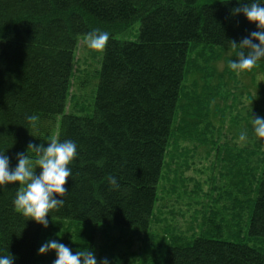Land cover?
Returning <instances> with one entry per match:
<instances>
[{
  "label": "trees",
  "instance_id": "1",
  "mask_svg": "<svg viewBox=\"0 0 264 264\" xmlns=\"http://www.w3.org/2000/svg\"><path fill=\"white\" fill-rule=\"evenodd\" d=\"M237 6V0H0V152L15 167L16 154L52 131L59 116L57 139L77 145L64 204L48 220L148 232L193 50L232 48L229 41L257 30L242 13L233 14ZM136 22V41L115 38ZM93 29L110 34L93 110L66 114L78 40ZM197 97L180 117L182 137L204 133L195 121L204 115L195 107L202 111L205 100ZM32 114L39 117L34 125L26 119ZM246 147L226 158L236 198L222 210L240 216L251 210L249 235L263 238L264 151L262 142ZM109 175L119 187L108 183ZM18 184L0 185V255L35 264L44 227L14 209ZM222 230L213 224L207 235L174 240L163 264H264V250L216 238Z\"/></svg>",
  "mask_w": 264,
  "mask_h": 264
},
{
  "label": "rangeland",
  "instance_id": "2",
  "mask_svg": "<svg viewBox=\"0 0 264 264\" xmlns=\"http://www.w3.org/2000/svg\"><path fill=\"white\" fill-rule=\"evenodd\" d=\"M140 26L136 22L127 33L115 38L136 41ZM193 51L148 232L55 219L44 227L40 246L48 239H56L73 253L87 247L95 253L98 262L108 258L110 264H163L162 253L174 240L186 242L207 235L213 224H218L223 230L216 238L264 250V237L249 235L251 210L241 216L222 210L224 206L232 207L236 198L235 186L228 185L235 182L234 170L226 160L228 154L233 155L237 146L257 149L261 142L264 151V140L252 133L251 125L252 117H264V62H258L250 70L234 72L228 67L230 59H237L233 48L198 46ZM103 52L104 49H89L85 36L79 38L66 114H89L93 110ZM196 96L205 100L202 111L195 107L198 114L204 115L202 121H195L202 124L198 130L205 134H201L203 138L182 137L178 130L180 117L189 98ZM60 120L61 116L52 131L41 135L37 144L47 146L49 139L57 138ZM241 131L248 133L245 142L238 140ZM35 172L39 174V167ZM227 191L233 196H227ZM55 258L54 251L37 252L35 264H52Z\"/></svg>",
  "mask_w": 264,
  "mask_h": 264
},
{
  "label": "clouds",
  "instance_id": "3",
  "mask_svg": "<svg viewBox=\"0 0 264 264\" xmlns=\"http://www.w3.org/2000/svg\"><path fill=\"white\" fill-rule=\"evenodd\" d=\"M233 14L242 13L249 22L255 23L256 29L244 37L239 43L229 41L232 48L238 49L236 60L230 59L228 67L234 72L250 70L258 61L264 59V0H237ZM242 5V6H240ZM109 32L93 29L86 34V45L91 50H103L109 40ZM258 41V43H256ZM34 125L39 117L35 114L26 117ZM252 133L264 140V117H252ZM248 139L247 131H241L238 140L245 142ZM28 150L34 158L28 155ZM77 155V145L74 141H63L53 137L44 144L29 143L26 153L16 154L17 164L10 168V160L5 152H0V185L19 182L18 191L12 201L14 209L24 217L35 221L47 228L50 210L63 206L64 187L66 179L71 176L69 165ZM40 172L36 174L35 169ZM112 187H119L115 176L107 177ZM56 194V195H54ZM59 197V198H57ZM54 251L56 258L52 264H110L108 258L99 262L95 253L88 248L73 251L64 243L56 239H48L38 248V254ZM15 257L8 252L0 255V264H13Z\"/></svg>",
  "mask_w": 264,
  "mask_h": 264
}]
</instances>
